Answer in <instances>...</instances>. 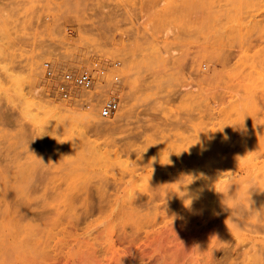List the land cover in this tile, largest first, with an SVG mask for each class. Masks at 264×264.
Wrapping results in <instances>:
<instances>
[{
  "label": "rangeland",
  "instance_id": "374dc122",
  "mask_svg": "<svg viewBox=\"0 0 264 264\" xmlns=\"http://www.w3.org/2000/svg\"><path fill=\"white\" fill-rule=\"evenodd\" d=\"M263 161L264 0H0V264H264Z\"/></svg>",
  "mask_w": 264,
  "mask_h": 264
},
{
  "label": "built area",
  "instance_id": "2783aa9c",
  "mask_svg": "<svg viewBox=\"0 0 264 264\" xmlns=\"http://www.w3.org/2000/svg\"><path fill=\"white\" fill-rule=\"evenodd\" d=\"M116 68L120 63L114 64ZM44 73L48 80L49 86L53 94H57L62 100L76 105L83 103L87 107L98 103L99 92L95 91L94 84L96 75H100L103 79L106 78L107 67L100 63H96L93 69H83L80 71H65L58 73L52 63H44ZM115 82L119 83L118 76L115 77ZM79 89L86 90L89 94L81 95ZM93 89V91H91ZM120 98L113 96L104 100L99 107V113L102 118H110L119 110Z\"/></svg>",
  "mask_w": 264,
  "mask_h": 264
},
{
  "label": "bare ground",
  "instance_id": "6f19581e",
  "mask_svg": "<svg viewBox=\"0 0 264 264\" xmlns=\"http://www.w3.org/2000/svg\"><path fill=\"white\" fill-rule=\"evenodd\" d=\"M38 70H39V68H37ZM36 69V70H37ZM40 74V73H39ZM36 76V75H35ZM96 81H95V84H94V87L95 88H98L99 89V98H98V103H97V105H96V107L97 106H100L103 102H104V100H106L107 98H110V97H113V95H115V96H118L119 97V95H118V93H121L122 91V89H120V85H118V83H116L115 81H113V80H109V79H107L106 80V78H102L100 75L98 76V75H96ZM44 78V77H43ZM119 78V77H118ZM46 81V78H44V80H42V79H39V84H42V83H44ZM120 83V82H119ZM93 87V88H94ZM79 91V93L81 94V95H87L88 94V92L86 91V90H84V89H79L78 90ZM124 94V93H123ZM122 104H123V107H124V103L123 102H121ZM55 104V103H54ZM70 104V103H69ZM69 104H67L66 103V101H61V105H55V106H53V104H52V106L53 107H55V109H57L58 111L59 110H61L60 111V113L61 112H63V111H65V112H68V114H72V115H78V116H80L81 115V113H82V111L81 112H79L78 110H75L72 106H70ZM94 107H92L91 105L89 106V107H87L86 108V112H85V114H84V112H83V114H84V117H85V119H91L90 121L91 122H93L94 123V126H96L95 128H98V129H105L106 128V126H105V123L103 122V118L102 117H100V115H99V113H98V111H96L97 109H93ZM53 110H54V108H53ZM59 113V112H58ZM80 114V115H79ZM142 134V133H141ZM140 136H142V135H140ZM137 137V136H136ZM138 137H139V135H138ZM228 159V158H227ZM226 160V159H225ZM230 160V159H229ZM238 167V166H237ZM251 167V166H250ZM257 171H258V174H259V178H264V161L263 162H260V163H257V164H254V166H253ZM232 169V168H231ZM250 169V168H249ZM226 170H228V168H226ZM241 173V172H240ZM240 177V176H239ZM236 179V178H235ZM230 180H232V179H230ZM257 183V182H256ZM244 184V183H243ZM225 187V186H224ZM223 187V188H224ZM228 188V187H227ZM237 189V188H236ZM235 190V189H234ZM242 192V191H241ZM242 196V195H241ZM229 198V197H228ZM239 198V197H238ZM243 198V197H242ZM231 199V198H230ZM229 199V201H231ZM233 200V199H232ZM232 203V202H231ZM233 208V207H232ZM234 209V208H233ZM260 258V257H259ZM264 260V259H263ZM258 261H259V259H258ZM255 263V262H254ZM256 263H257V261H256Z\"/></svg>",
  "mask_w": 264,
  "mask_h": 264
},
{
  "label": "clouds",
  "instance_id": "9594fccd",
  "mask_svg": "<svg viewBox=\"0 0 264 264\" xmlns=\"http://www.w3.org/2000/svg\"><path fill=\"white\" fill-rule=\"evenodd\" d=\"M242 125H243V124H242ZM242 125H241V126H242ZM153 159H155V158H153ZM41 161H42V160H41ZM42 162H43V161H42Z\"/></svg>",
  "mask_w": 264,
  "mask_h": 264
}]
</instances>
